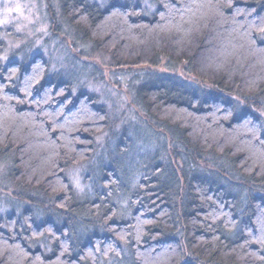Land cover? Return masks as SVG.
<instances>
[{
	"label": "trees",
	"instance_id": "1",
	"mask_svg": "<svg viewBox=\"0 0 264 264\" xmlns=\"http://www.w3.org/2000/svg\"><path fill=\"white\" fill-rule=\"evenodd\" d=\"M151 1V14L128 1L60 3L115 68L164 59L195 78L155 69L134 89L169 137L164 163L128 129L102 160L95 143L112 126L95 95H73L41 55L0 59V159L54 206L42 220L32 208L0 215V264H264V119L251 109L264 111V0ZM82 167L95 178L78 194L67 173Z\"/></svg>",
	"mask_w": 264,
	"mask_h": 264
},
{
	"label": "rangeland",
	"instance_id": "2",
	"mask_svg": "<svg viewBox=\"0 0 264 264\" xmlns=\"http://www.w3.org/2000/svg\"><path fill=\"white\" fill-rule=\"evenodd\" d=\"M89 1L101 7L111 2V0ZM116 1L138 4L145 12L147 10L148 14L154 10L151 0ZM143 17L150 16L143 12ZM77 34L63 16L60 0H0L2 62L5 64L13 61L24 62L25 59L31 60L37 55L46 57L50 63L49 75L70 82V92L73 95L84 92L95 95L98 99L97 104L105 106L108 110L112 134L106 130L97 138L95 143L97 156L101 155L102 160L109 159V155H113L115 147L119 144L118 140L126 129L130 131L129 134L140 130V142H136L135 147L140 152L144 151V154L148 151L147 160L161 152L156 150H163L156 163L166 162L164 159L168 155L172 156L169 137L160 128V124L149 118L137 100L133 99L134 89L145 82L151 74L157 72L154 71L155 69L160 72L167 69L169 72H177L183 79L191 82L195 81L193 75L185 65L174 67L164 59L157 68H151L153 71H147L149 69L147 67L115 68L109 55L98 52ZM260 39L264 42V34ZM203 87L208 88V86ZM237 99L245 105L240 98ZM251 109L264 119V111ZM145 133H150L155 141L148 140L145 143L147 135ZM163 140L166 142L164 147H162ZM97 161L98 159L95 162ZM11 165V158L0 159V215L7 218L11 213L20 215L23 209L32 208L35 214L37 212L38 220H42L45 216L51 217V209H54V206L50 201L45 199L41 204L37 200L43 198L39 192L13 183L10 177ZM67 178L75 191L80 193L90 187L95 177L92 178L86 167H82L69 171ZM30 198L35 200L32 201Z\"/></svg>",
	"mask_w": 264,
	"mask_h": 264
}]
</instances>
